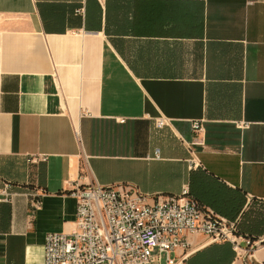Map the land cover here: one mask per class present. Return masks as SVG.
Here are the masks:
<instances>
[{"label": "crops", "instance_id": "1", "mask_svg": "<svg viewBox=\"0 0 264 264\" xmlns=\"http://www.w3.org/2000/svg\"><path fill=\"white\" fill-rule=\"evenodd\" d=\"M93 182L188 185L261 243L190 235L177 264H264V0H0V264H43Z\"/></svg>", "mask_w": 264, "mask_h": 264}, {"label": "built area", "instance_id": "2", "mask_svg": "<svg viewBox=\"0 0 264 264\" xmlns=\"http://www.w3.org/2000/svg\"><path fill=\"white\" fill-rule=\"evenodd\" d=\"M165 125L163 119L157 123L159 128ZM193 129L194 140L187 145L190 170L202 165L194 146L203 144L205 128L196 121ZM9 189L6 184V196ZM72 196L77 200L75 228L71 233L46 235L43 264H153L161 263L164 255L166 264H177L173 253L189 246L190 235L231 242L248 258L261 243L243 237L238 221L202 206L188 185L179 195H152L132 184L106 186L93 182L77 184Z\"/></svg>", "mask_w": 264, "mask_h": 264}, {"label": "rangeland", "instance_id": "3", "mask_svg": "<svg viewBox=\"0 0 264 264\" xmlns=\"http://www.w3.org/2000/svg\"><path fill=\"white\" fill-rule=\"evenodd\" d=\"M155 255L157 254V251L154 253ZM166 263V256H163V261L161 263L157 262V263H153V264H165Z\"/></svg>", "mask_w": 264, "mask_h": 264}]
</instances>
